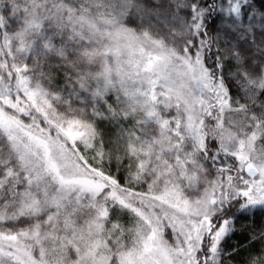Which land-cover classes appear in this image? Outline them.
<instances>
[{"label": "trees", "instance_id": "trees-1", "mask_svg": "<svg viewBox=\"0 0 264 264\" xmlns=\"http://www.w3.org/2000/svg\"><path fill=\"white\" fill-rule=\"evenodd\" d=\"M156 55L196 58L224 92L228 106H210L200 149L176 100L162 93L152 105L131 93L151 80L136 64ZM23 78L45 91L49 109L24 98ZM0 109L102 188L91 195L66 193L51 178L30 183L0 127V264H28L21 250L40 264H85L80 239L88 234L100 242L95 262L118 264L148 229L114 190L196 201L218 182L237 191L258 178L225 144L264 158V0H0ZM68 126L82 138L69 141ZM230 198L196 264H264V208H246L244 193ZM225 222L230 230L213 250Z\"/></svg>", "mask_w": 264, "mask_h": 264}, {"label": "rangeland", "instance_id": "rangeland-1", "mask_svg": "<svg viewBox=\"0 0 264 264\" xmlns=\"http://www.w3.org/2000/svg\"><path fill=\"white\" fill-rule=\"evenodd\" d=\"M175 60H177L175 62ZM146 72L150 81H147L144 91L133 90L131 93L137 100V96H145L152 105L158 101V96H171L181 105L186 115V128L192 140L196 142L197 148L203 147L206 133L205 116L211 114V105L222 113L228 106L224 98V92L212 79L206 68L196 58L179 57L175 59L164 58L156 55L145 60L142 65H137ZM119 83L124 84L122 77ZM18 88L38 110L49 109L50 103L45 91L37 86L31 87L23 78L18 82ZM130 91V90H129ZM0 127L10 138L13 147L19 153L30 183L40 184L45 179H53L59 183L60 188L66 193L71 190L79 193L96 195L101 191L98 182L84 178L83 173L71 165L62 150L57 146L46 142L31 132L27 131L19 122L0 109ZM67 139L71 142L82 138L83 134L77 126H68L62 129ZM81 130V131H80ZM231 144V143H230ZM229 144V145H230ZM226 145V147H225ZM226 151H236L241 156L243 163L251 164L258 171V178L251 182L249 179L243 181L245 187L242 190H224L220 188L221 183L208 186L202 197L196 201L181 198L178 194L168 191L162 196H142L130 193L119 195L116 190L111 193L113 198L120 203L130 205L141 217L148 229L142 247L136 248L122 256L118 264H196L198 263L197 252L202 244L205 233L211 229V220L221 204L230 197L239 193L247 194L248 202L245 207L249 210L264 208V158L257 156L254 150L246 151V146L232 149L225 144ZM260 159H259V158ZM258 159V160H257ZM261 160V161H259ZM244 165V167H245ZM231 190V192H229ZM230 198V199H231ZM129 201V202H127ZM229 223L225 222L212 236L216 249L218 243L229 232ZM93 231V230H92ZM25 236L31 237L30 234ZM16 236L9 239L15 240ZM81 242L86 247L84 262L88 264H101V259L94 255L99 246V240L90 234L83 235ZM28 264H40L34 262L33 258L25 251ZM6 252L0 249V258ZM216 261V258H211ZM197 261V262H196ZM104 264V263H102Z\"/></svg>", "mask_w": 264, "mask_h": 264}, {"label": "water", "instance_id": "water-1", "mask_svg": "<svg viewBox=\"0 0 264 264\" xmlns=\"http://www.w3.org/2000/svg\"><path fill=\"white\" fill-rule=\"evenodd\" d=\"M244 172L251 179L255 178V176L258 174V171L251 164H246L245 165Z\"/></svg>", "mask_w": 264, "mask_h": 264}]
</instances>
